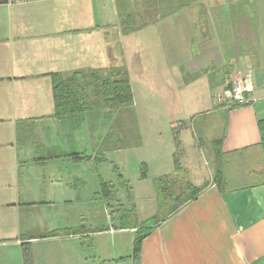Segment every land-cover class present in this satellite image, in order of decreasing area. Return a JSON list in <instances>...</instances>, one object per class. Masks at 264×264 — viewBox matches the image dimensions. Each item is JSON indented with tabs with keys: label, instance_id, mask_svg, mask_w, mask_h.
Returning <instances> with one entry per match:
<instances>
[{
	"label": "crops",
	"instance_id": "1",
	"mask_svg": "<svg viewBox=\"0 0 264 264\" xmlns=\"http://www.w3.org/2000/svg\"><path fill=\"white\" fill-rule=\"evenodd\" d=\"M184 2L128 34L120 32L116 0L0 3V264H24V250L30 254V264H89L90 234L133 232L109 225L95 232L45 236L74 226V214L69 222H55L56 212L49 210L55 206L58 212L65 207L77 210V226L90 228L85 212L92 202H100L94 198L100 195L99 179L113 182V164L131 185L138 219L152 215L153 178L173 171L175 138L184 150L181 165L192 169L188 143L178 137L188 138L190 121L199 116L215 117L206 119L203 130L215 132L211 142L220 139L229 163L234 164L237 153L247 158L246 172H240L239 178L251 176L249 169L262 163L254 145L260 142L258 120L264 119V0ZM109 64L127 67L140 143L96 154L97 145L84 141L91 125H84L85 115L50 116L48 73ZM237 77L248 89L246 103L233 107L223 94ZM196 90H200L196 99L181 108L184 113L189 108L191 114L182 118L185 123L179 124H183L179 133H173L178 125L169 121L171 140L163 142L158 129L171 114L170 103L180 106L177 101ZM141 112L149 117L147 126ZM19 120L30 124L26 129L31 133L21 143L16 141ZM46 121L68 131L56 130L55 137L44 138L39 125ZM148 129L158 130L154 143ZM32 143L40 148L37 154ZM129 154L138 167L143 164V183L147 181L152 189L150 210L155 209L148 216L139 214L134 186L126 175ZM236 170L221 168V188L205 177L207 186L196 199L143 239L140 264H264V183H237ZM38 212L37 220L32 216Z\"/></svg>",
	"mask_w": 264,
	"mask_h": 264
},
{
	"label": "trees",
	"instance_id": "2",
	"mask_svg": "<svg viewBox=\"0 0 264 264\" xmlns=\"http://www.w3.org/2000/svg\"><path fill=\"white\" fill-rule=\"evenodd\" d=\"M6 2L8 0H0V3ZM184 3V0H116L117 14L121 25L120 32L122 34L135 32L146 24L177 10ZM48 76L50 78L53 101L51 117L65 119L85 115L87 120L89 118L93 120L94 116L96 127H98L97 125H100V127L103 126L101 122L97 123L102 118L110 119L103 127L106 130L104 132V138L100 142L99 149L102 151L99 152L98 150L96 154L124 148L130 144L131 130L130 128L128 130L124 129L123 127L124 120L121 117L123 110L130 111L129 117H131L132 133L139 139L137 143H140V135L138 136L139 132L137 131V117L133 108L130 78L125 64H109L99 68L74 69L65 73L51 71L48 73ZM239 105L233 104L231 106ZM23 123H25L24 120H19L16 124V141L18 143L30 139V129H26V126L30 124L27 123L24 125ZM258 127L260 131V142L254 145V149L257 150L258 155H261L262 163H259L257 168L249 169L251 176L239 178L240 172H246L247 158L242 159V154L237 153L238 159L235 160L234 164L229 163V159H226V154L220 150V139L216 140V143L214 142L212 183H215L221 188V182H223L221 168L229 166L234 167L235 170L237 169L233 175V181L237 183L240 180L241 184L254 185L264 183V119L258 120ZM126 133L129 134V139L125 135ZM121 138H125V140ZM175 142L177 148L179 142L176 138ZM173 163L174 169L172 172L153 178L156 210L152 215L141 220L137 216L131 185L122 176L115 164L112 166V171L114 172V176H116L115 181L99 179V194L104 199L110 227L113 229L134 230L132 252L130 255L133 264H140L143 239L157 225L178 212L187 203L195 200L199 193L207 186L208 181L203 182L201 185H195L191 181L187 168L181 165L176 155V149L173 153ZM236 172H238V175ZM141 173L144 176L146 172L141 169ZM120 190L123 193V198L115 196L116 192L118 193ZM112 201L116 202V204ZM104 229H107V227L102 226L91 229L79 225L54 229L47 232L45 236L71 235ZM23 256L24 264H30L29 252L24 250Z\"/></svg>",
	"mask_w": 264,
	"mask_h": 264
},
{
	"label": "rangeland",
	"instance_id": "3",
	"mask_svg": "<svg viewBox=\"0 0 264 264\" xmlns=\"http://www.w3.org/2000/svg\"><path fill=\"white\" fill-rule=\"evenodd\" d=\"M116 45H118L117 47L121 48L120 45H122V43H120V37H117L116 40ZM200 90H196V91H192V92H188L187 93V98H181L177 101V103H181L180 106L178 105H174L170 103V109H171V114L168 115L165 118V122H164V126L161 125V128H159L158 130L160 131L159 134L162 136V140L163 142H167L168 139L171 140V128L169 130V126H171L172 124L177 126L175 129L173 130V133H179L180 128L182 127V125L185 122H182V118L187 117L188 115H190L191 113L189 112L190 110L185 109V113L182 112V107H186L189 104H191L192 101H194L196 99V97L198 96L197 94L199 93ZM175 95V92L173 93ZM197 95V96H196ZM139 101H144L142 103L143 107H149V104H147L148 102L144 99H139ZM155 103H159L157 100H153ZM184 102V103H183ZM140 107V106H139ZM141 109V107H140ZM141 111V110H140ZM184 113V114H183ZM130 111L128 110H123L121 117L123 121V127L124 129L130 128L131 130V138H130V142L132 143L134 141L139 140L136 135H134L132 133V126H131V117H129L130 115ZM214 114V113H212ZM141 117H143V121L142 124H146V126L149 124L150 120L149 117H147V115H143L141 112ZM195 115L190 116L191 119H193ZM214 119L215 117H213L212 115H203V116H199L195 121L194 119L190 121V127L188 128V138H184V137H178L181 139H185V141L188 143V145H186V151L190 154H192L191 157V162L192 163V175H190V170L188 171V175L189 178L191 179V181L195 184H201L203 182L206 181V179H204L205 177H207L208 179L211 178V175L214 171V145L213 142H211V136L216 135L215 132H207L203 130L204 127V122L206 121V119ZM94 116H93V120L91 118H89L88 120L86 119L85 124L87 126V124H91L89 127H86V139L84 141H88L90 140V142H93V146L97 145L96 147V151L101 152L102 150H100V142H102L103 140V136H104V132L106 130V128L103 129L104 125L107 124V122L110 121V119H104L102 118L100 120V122L102 123V127H100V125H97L98 127L95 126L94 123ZM216 120V119H215ZM93 123H92V122ZM169 121H171V125L169 124ZM183 123L180 127V123ZM217 121V120H216ZM97 123H99L97 121ZM39 127L44 130L42 135L45 137H50V136H54L56 134V130L60 133L63 132H67L68 129L66 126H57V127H53L51 125L50 121H46L44 122L42 125H39ZM157 130V131H158ZM154 131V133H151L150 130L148 129V133L150 134V138L152 140V142L154 143V141L158 138V132ZM128 139H129V134L126 133L125 134ZM134 135V136H133ZM59 136V135H58ZM122 137V136H121ZM122 140H125V138H121ZM154 140V141H153ZM36 143H32L31 149L32 150H36V154L38 153V150H40V148L35 145ZM99 144V145H98ZM130 155V154H129ZM176 155L179 158V161H183L184 159V150L178 146L176 148ZM113 159V158H112ZM126 162H127V167H126V175L130 176V181L131 184L134 186V190H135V198L136 201L138 203V212L140 215L142 216H148L150 214L153 213L154 209L150 210V205L152 202V198L153 195L151 194V188L149 187L147 181L144 182V178L146 177L145 175L143 176L141 173V169L144 170V168L142 167V163L139 164V167L134 163L135 162V158L133 155L127 156L126 158ZM188 170V169H187ZM145 171V170H144ZM114 174V173H113ZM191 176V177H190ZM115 177L113 176V181H115ZM193 177V178H192ZM204 179V180H203ZM203 180V181H202ZM149 184L151 185V183L149 182ZM153 185V184H152ZM115 194V193H114ZM112 194V195H114ZM115 196H119L120 198H123V193H121V190L116 194ZM100 202L99 203H95L92 202V205L90 207V210L88 213L85 212V217L88 219L89 224H90V228H98V227H109V217H108V213L106 210V206L104 205V199L100 196L97 195L96 197ZM155 198V196H154ZM114 204H116V202L112 201ZM67 207L64 208V211L62 212H58V207H50L49 210L52 211L54 210L56 212V215L54 216L55 222L61 223V222H66L70 220L71 216L74 214L75 215V220H73V225L77 226L79 224V221L76 220L77 217V210L75 209H70L67 210ZM43 213H45V211H42ZM41 213L38 212L37 214L33 215V218L41 219ZM40 215V216H39ZM28 218V217H27ZM51 219H49L50 221ZM108 220V221H107ZM52 221V220H51ZM53 222V221H52ZM46 223V221H45ZM60 226V225H59ZM56 226V227H59ZM94 234V233H93ZM90 234V236L88 237V240H86V245L89 248V264H133L132 263V259L130 257L131 252H132V243H133V238H134V232L132 231H123V232H116L113 234H98V235H94Z\"/></svg>",
	"mask_w": 264,
	"mask_h": 264
},
{
	"label": "built area",
	"instance_id": "4",
	"mask_svg": "<svg viewBox=\"0 0 264 264\" xmlns=\"http://www.w3.org/2000/svg\"><path fill=\"white\" fill-rule=\"evenodd\" d=\"M228 89L225 91L224 98L226 102L231 104H245L246 97L245 92L248 89V86L244 83L243 79L241 78H232L229 81ZM217 99H221V95H217Z\"/></svg>",
	"mask_w": 264,
	"mask_h": 264
}]
</instances>
